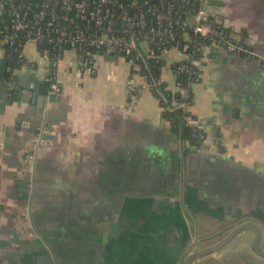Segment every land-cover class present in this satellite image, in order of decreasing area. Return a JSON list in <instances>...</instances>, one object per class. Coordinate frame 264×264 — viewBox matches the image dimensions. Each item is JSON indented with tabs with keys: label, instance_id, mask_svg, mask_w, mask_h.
Listing matches in <instances>:
<instances>
[{
	"label": "crops",
	"instance_id": "1",
	"mask_svg": "<svg viewBox=\"0 0 264 264\" xmlns=\"http://www.w3.org/2000/svg\"><path fill=\"white\" fill-rule=\"evenodd\" d=\"M209 12L255 52L212 45L200 59L190 111L219 126L214 152L182 150L149 90L130 108L131 68L115 54L100 53L79 87L63 76L55 98L27 45L11 98L0 37V264H38L44 249L55 264H183L190 236L238 219L264 242V0H209ZM177 54L162 72L171 89ZM221 264L264 261L247 250Z\"/></svg>",
	"mask_w": 264,
	"mask_h": 264
},
{
	"label": "built area",
	"instance_id": "2",
	"mask_svg": "<svg viewBox=\"0 0 264 264\" xmlns=\"http://www.w3.org/2000/svg\"><path fill=\"white\" fill-rule=\"evenodd\" d=\"M225 29L223 21L211 16L209 0H0V37L7 60L16 57L17 69L27 64L25 47L36 48L49 66L48 93L57 98L62 93L63 76H73L74 86L79 87L83 76L95 70L100 53L118 55L131 68L127 80L130 108L145 88L157 98L163 112L174 113L178 120L182 117L177 111L186 112L184 121L192 127L196 143L177 134L182 150H201L205 145L218 146V142L191 113L189 88L178 79L179 73L193 76L212 45L246 57L255 54ZM174 49L178 50L174 62L178 66L173 69L171 65L176 79L171 89L162 72ZM66 59L69 62L64 64ZM152 61L163 63L160 74ZM138 78L144 82L142 87ZM9 85L14 86L13 81ZM176 93L182 98L177 99ZM168 122L171 126L172 121ZM192 239L194 242V235Z\"/></svg>",
	"mask_w": 264,
	"mask_h": 264
},
{
	"label": "water",
	"instance_id": "3",
	"mask_svg": "<svg viewBox=\"0 0 264 264\" xmlns=\"http://www.w3.org/2000/svg\"><path fill=\"white\" fill-rule=\"evenodd\" d=\"M191 87V85H190ZM208 129H214V138L220 136L219 126H208V120L202 119ZM214 152V147L205 145ZM196 150V148H193ZM252 233V236L250 234ZM251 250L264 261V242L262 227L252 220L238 219L235 223L220 230L197 234L194 242L190 236L182 250L183 264H221L227 256H244ZM38 264H55L51 252L47 249L39 251Z\"/></svg>",
	"mask_w": 264,
	"mask_h": 264
},
{
	"label": "trees",
	"instance_id": "4",
	"mask_svg": "<svg viewBox=\"0 0 264 264\" xmlns=\"http://www.w3.org/2000/svg\"><path fill=\"white\" fill-rule=\"evenodd\" d=\"M230 31V30H229ZM228 30H226V32L229 33ZM8 65H11V70H8L4 75L3 78L4 80H6L7 83H9L10 81H17L16 76L13 74V72L18 68L19 63L17 62L16 57H14V59H8ZM178 66V64H172V68L176 69V67ZM152 67L155 69V71L157 72V74H160L163 68V63L162 62H156V61H152ZM192 77V78H190ZM178 79L182 80L183 86L188 87L189 88V95L187 97V99L190 101V104L192 103L193 100V94L191 91V87L189 85V81L192 79L193 82L199 81L200 80V70L199 68H197L196 73L191 76V74H187L186 72H180L178 75ZM47 83V82H46ZM48 84V83H47ZM13 88V87H11ZM20 89V87L14 86V88L11 90V98L15 99L17 97V93L18 90ZM172 94V93H171ZM175 97L177 99H181L182 95L179 93L175 94ZM178 115L180 117H182V120H178L177 116L174 115V113H168V112H163V117L169 121H172L171 123V129L174 133L180 135L181 139L183 140H187L189 141L191 144H195L196 141L193 138L192 134H193V129L191 126L187 125L186 122L184 121V116L186 114V112H184L183 110H178L177 111ZM221 148V146H220ZM189 149L192 148H186L184 151H188ZM222 149V148H221Z\"/></svg>",
	"mask_w": 264,
	"mask_h": 264
},
{
	"label": "flooded vegetation",
	"instance_id": "5",
	"mask_svg": "<svg viewBox=\"0 0 264 264\" xmlns=\"http://www.w3.org/2000/svg\"><path fill=\"white\" fill-rule=\"evenodd\" d=\"M195 236V235H194ZM196 237V236H195ZM192 238H193V235H192ZM192 241H193V239H192Z\"/></svg>",
	"mask_w": 264,
	"mask_h": 264
}]
</instances>
